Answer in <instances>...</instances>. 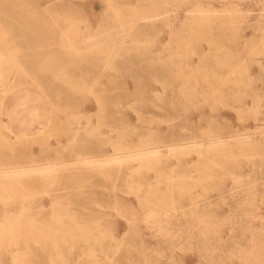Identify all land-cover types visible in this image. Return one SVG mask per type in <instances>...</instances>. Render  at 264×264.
Instances as JSON below:
<instances>
[{"label":"rangeland","instance_id":"1","mask_svg":"<svg viewBox=\"0 0 264 264\" xmlns=\"http://www.w3.org/2000/svg\"><path fill=\"white\" fill-rule=\"evenodd\" d=\"M1 53L0 172L54 168L1 176L0 264H264V0H0Z\"/></svg>","mask_w":264,"mask_h":264},{"label":"bare ground","instance_id":"2","mask_svg":"<svg viewBox=\"0 0 264 264\" xmlns=\"http://www.w3.org/2000/svg\"><path fill=\"white\" fill-rule=\"evenodd\" d=\"M66 36V35H65ZM92 37V36H91ZM93 38V37H92ZM91 39V38H90ZM93 39H95V38H93ZM91 42V41H90ZM87 44H88V42H87ZM75 50L76 51H79V49L78 48H75ZM79 53V52H78ZM73 55H75L74 53H72ZM76 56V55H75ZM4 58H5V56L4 55H2V53L0 54V80L1 81H3L4 83L3 84H1V90L3 89V91H5V90H9V88H8V86H7V83H5L6 81L8 82V80H10V78H9V76L11 75V71H10V68H9V66L7 65V63H6V61L4 60ZM141 60V59H140ZM140 60H139V58L138 59H135V60H133V62L134 63H140ZM45 80H47V81H49L50 79H48V78H45V77H41V81H45ZM101 108H102V106H101ZM101 108H100V110H101ZM99 110V111H100ZM101 112V111H100ZM90 123V122H89ZM89 123H87V124H89ZM18 127H17V129L19 128V124L17 125ZM22 127H24L23 125H22ZM31 127V126H30ZM80 127V126H79ZM7 129H9V131L10 132H12V133H14L13 132V130H12V128H10L9 126L8 127H6ZM16 128H14V130H15ZM16 129V130H17ZM31 130V129H28V128H24V131L26 132V130ZM86 129V128H85ZM23 131V130H22ZM34 131V130H33ZM78 131H80V130H78ZM27 133H29V132H27ZM21 134V133H20ZM18 135V134H17ZM16 135V136H17ZM23 135L24 136H26V133H23ZM31 135H32V133H31ZM33 135H34V132H33ZM32 135V136H33ZM204 135V134H203ZM203 135H202V138H203ZM21 136V135H20ZM17 137H19V135L17 136ZM22 137V136H21ZM31 137V136H30ZM34 137V136H33ZM205 137V136H204ZM207 137H209L208 135H207ZM1 138V137H0ZM15 138V137H14ZM231 138H233V137H231ZM247 138V137H246ZM248 139V138H247ZM198 141H200V140H198ZM213 141V140H212ZM244 142V141H243ZM142 143V142H141ZM210 143V142H209ZM226 142H224V141H222V139L221 140H218V141H216V140H214L213 142H212V144H219L218 146H221V145H223L224 146V144H225ZM245 143V142H244ZM243 143V144H244ZM249 143V142H248ZM144 144V143H143ZM235 144V143H234ZM238 144V143H237ZM236 144V145H237ZM142 145V144H141ZM195 145H197V149H202L201 148V146H204V144L203 143H196L195 142ZM207 145V144H206ZM205 145V146H206ZM211 145V144H210ZM229 145V144H228ZM227 145V146H228ZM232 145V144H231ZM242 145V144H241ZM247 145V144H246ZM124 146V145H123ZM143 146V145H142ZM142 146H139V147H142ZM194 146V145H193ZM208 146V145H207ZM126 147V146H125ZM139 147H136V148H139ZM240 147V146H239ZM242 147V146H241ZM240 147V148H241ZM161 146H157V145H155L154 144V146H149V147H147V148H145L144 150H141L142 152H140V155L138 156L137 154H135L134 153V151L132 150H130V151H128V150H118L117 148V151L116 152H118V151H121L120 152V154H118V155H120L119 157H117V158H115V159H113L112 157V160H110V162H116V163H119V162H124V161H129V160H134L135 158H137V157H139L140 159H138V160H141V161H146V166H149L148 164H149V162H150V164H151V161H152V163H153V161L154 160H156V159H158L160 156H161V154H163V153H161ZM170 148V147H169ZM209 148H210V146L208 147V150H209ZM212 148V147H211ZM213 148H215V147H213ZM222 148V147H221ZM232 148V147H231ZM240 148H239V151L237 150V152H240L241 150H240ZM123 149H125V148H123ZM180 149V148H179ZM223 149V148H222ZM234 149H236V148H234ZM203 150V149H202ZM215 150V149H214ZM226 150V149H225ZM137 151V150H136ZM139 151V150H138ZM137 151V152H138ZM167 151V150H166ZM170 151V153L173 151V149H170L169 150ZM198 151V150H197ZM219 151V150H218ZM223 151V150H222ZM245 151V150H244ZM3 152H4V150H3ZM196 152V151H195ZM225 152V154H226V151H224ZM223 152V153H224ZM234 152H236V151H234ZM198 153V152H197ZM241 153V152H240ZM242 153H243V151H242ZM230 154V153H229ZM228 154V155H229ZM233 155H234V153H232ZM231 154V156H233ZM245 154V153H244ZM239 155V154H238ZM117 156V155H116ZM199 156V155H198ZM226 156V155H225ZM236 156V155H235ZM234 156V157H235ZM239 157V156H238ZM246 157V156H245ZM248 157V156H247ZM109 158V156L107 157V159ZM229 158V157H228ZM198 159H199V157H198ZM229 160V159H228ZM86 162H88L89 160L87 159V160H85ZM77 162V161H76ZM138 162V161H137ZM228 162V161H227ZM124 164V163H123ZM143 164V163H142ZM210 164V163H209ZM205 165V164H204ZM203 165V166H204ZM212 165V164H211ZM1 166V165H0ZM144 166V165H143ZM198 166V165H197ZM199 166H201V165H199ZM3 167V166H2ZM31 168L33 167H36V166H30ZM40 167V166H39ZM42 167V166H41ZM140 167V166H139ZM205 167V166H204ZM209 167V166H208ZM212 167V166H211ZM27 168V167H26ZM53 168H54V166H50V167H47V168H44V167H42V168H34V169H26V170H24V169H22L21 168V170H18V169H15V170H10L11 172H9V173H6V174H3V173H1L0 172V178H4V177H1V176H5V178L2 180V181H4V182H2V184H4V183H6V184H8V185H11V183H13V185H14V183L21 177V176H23V175H30V174H32V173H37V174H47V173H50L52 170H53ZM145 168V167H144ZM147 168V167H146ZM10 169V168H9ZM9 169H7V170H9ZM142 169V168H141ZM5 170V169H4ZM6 170V171H7ZM204 172V171H203ZM52 174V173H51ZM1 180V179H0ZM19 181V180H18ZM201 182V181H200ZM18 182H16L15 184H17ZM197 183V182H196ZM22 184V183H21ZM197 185V184H196ZM17 186V185H16ZM2 187V186H1ZM0 187V188H1ZM6 187H7V185H6ZM11 187V189H12V186H10ZM15 187V186H14ZM13 187V190L15 189L16 190V187L14 188ZM200 187V186H199ZM3 189L5 190V191H8L7 189H8V187H7V189H5L4 187H3ZM15 190H14V192H15ZM17 190H18V187H17ZM16 190V191H17ZM9 191H10V189H9ZM8 191V192H9ZM20 191V190H19ZM0 192H1V190H0ZM13 192V191H12ZM22 192V191H21ZM10 194H11V192H9ZM16 193V192H15ZM18 193V192H17ZM20 193V192H19ZM25 193V192H24ZM27 193V192H26ZM25 193V194H26ZM13 194V193H12ZM5 195V194H4ZM7 195H9V194H7ZM15 195H17V194H15ZM27 195V194H26ZM0 196H3V195H0ZM204 196V195H203ZM6 197V196H5ZM12 197H14V196H12ZM22 197V196H21ZM29 197V196H28ZM28 197H27V200H28ZM205 197V196H204ZM15 198V197H14ZM23 198H24V195H23ZM197 198V197H196ZM195 198V199H196ZM203 198V197H202ZM207 198V197H206ZM1 199V198H0ZM4 199H7L8 201L9 200H13V199H8V198H4ZM22 199V198H21ZM30 199V198H29ZM156 199V198H155ZM200 199V198H199ZM204 199V198H203ZM2 200H3V198H2ZM153 200V199H152ZM157 200V199H156ZM202 200V199H201ZM6 201V200H5ZM5 201L3 200V202L5 203ZM155 201V200H154ZM200 200H198V202H199ZM197 202V201H196ZM202 202V201H201ZM196 204V203H195ZM197 205V204H196ZM198 206V205H197ZM196 206V207H197ZM168 210V209H167ZM175 210V209H174ZM170 211V210H169ZM168 211V212H169ZM166 212V211H165ZM164 212V213H165ZM197 212V211H196ZM22 214H24V213H22ZM172 214V213H171ZM169 215V214H168ZM11 216H13V215H11ZM16 215H14L13 217H15ZM23 216V215H22ZM166 216V215H165ZM171 216V215H170ZM58 217H60V216H58ZM9 218H11L10 216H9ZM9 218H7V219H9ZM20 218V217H19ZM18 218V219H19ZM154 218V217H153ZM13 219H17V216H16V218H13ZM12 219V221L11 222H13L14 220ZM199 219V218H198ZM20 220V219H19ZM22 220H23V218H22ZM29 220H31V219H29ZM58 220L59 219H57L55 222H57L58 223ZM197 220V219H196ZM1 221V220H0ZM9 221H10V219H9ZM16 221V220H15ZM28 221V220H27ZM27 221L25 222V221H22V222H24V223H26L27 225H28V223H27ZM198 221V220H197ZM5 222H6V220H5ZM16 222H18V221H16ZM2 223H3V220H2ZM2 223H0V225H4V224H2ZM14 223V222H13ZM12 223V224H13ZM33 224H34V221L32 222ZM203 223V222H202ZM18 224H22L21 222L20 223H18ZM31 224V223H30ZM29 224V225H30ZM198 224V223H197ZM6 225V224H5ZM4 225V226H5ZM7 225H9V223L7 222ZM24 225V224H23ZM36 225L37 226H39V224H37L36 222H35V225H34V227L36 228ZM86 225V224H85ZM3 226V227H4ZM12 226V225H11ZM11 226H9V227H11ZM14 227H15V224L13 225ZM12 226V227H13ZM16 226H17V224H16ZM25 226V225H24ZM31 226H32V224H31ZM30 226V227H31ZM41 226V225H40ZM52 226V225H51ZM8 227V228H9ZM11 227V228H12ZM13 227V228H14ZM18 227V226H17ZM16 227V228H17ZM30 227H29V229H30ZM34 227H31V228H33L34 229ZM45 228H46V226H44ZM43 226H41V228H44ZM50 227V226H49ZM54 227L55 226H53V230H54ZM59 227V226H58ZM57 227V228H58ZM86 227V226H85ZM89 228L88 229H91L92 228V226H88ZM16 228H14V229H16ZM20 227H18V229H19ZM22 228H23V226H22ZM26 228V227H25ZM24 228V229H25ZM47 228H48V226H47ZM52 228V227H51ZM56 228V229H57ZM82 227H80L79 229H81ZM84 228V227H83ZM0 229H3V228H0ZM7 229V228H6ZM5 229V231L7 232V230ZM13 229V230H14ZM23 229V233H25V230ZM33 229L30 231V232H32L33 231ZM87 229V230H88ZM9 231L10 230H12V229H8ZM13 230H12V232H13ZM17 230V229H16ZM21 230V229H20ZM20 230H17V231H19V234H20ZM27 230H28V228H27ZM26 230V231H27ZM35 230V229H34ZM40 230V232H41V229H39ZM52 230V231H53ZM85 230V229H84ZM86 230V231H87ZM92 230V229H91ZM93 230H94V227H93ZM5 231H2L1 233L2 234H4V232ZM17 231H14V232H16L15 234L17 235ZM36 231V230H35ZM35 231H34V233L33 234H38V232L39 231H37L36 233H35ZM45 231V230H44ZM44 231L42 230V234H44ZM48 231V230H47ZM52 231H50V232H52ZM49 232V231H48ZM48 232H46V233H48ZM55 232V231H54ZM56 232H57V230H56ZM55 232V233H56ZM73 232H74V230H73ZM81 232V231H80ZM82 232H83V229H82ZM89 232H91L90 230H89ZM99 232V231H98ZM104 232H105V230H104ZM210 232V231H209ZM10 232H8V234H9ZM60 233V232H59ZM58 233V234H59ZM71 233V232H70ZM85 232H83V234H84ZM203 233V232H202ZM7 234V233H6ZM5 234V235H6ZM11 234V233H10ZM14 234V233H13ZM22 234V233H21ZM28 234H30L29 233V231H28ZM41 234V233H40ZM39 234V235H40ZM54 234V233H53ZM82 234V235H83ZM102 234V233H101ZM105 234V233H104ZM45 235V234H44ZM48 235V234H47ZM50 235H51V233H50ZM56 235H57V233H56ZM89 235V234H88ZM2 237H3V235H1ZM13 236V235H12ZM2 237H0V238H2ZM5 237V236H4ZM199 238V237H198ZM200 241V240H199ZM203 242V241H202ZM2 243V242H1ZM9 244V243H8ZM209 244V243H208ZM1 246V245H0ZM3 246H8V245H3ZM205 246V245H204ZM2 247V246H1ZM204 249H205V247H204ZM203 251V250H202ZM205 252V251H204ZM20 261L21 260H19V263H20ZM13 262H15V261H13ZM17 262V261H16ZM18 263V264H19ZM25 263V262H24ZM15 264V263H14ZM21 264V263H20Z\"/></svg>","mask_w":264,"mask_h":264}]
</instances>
